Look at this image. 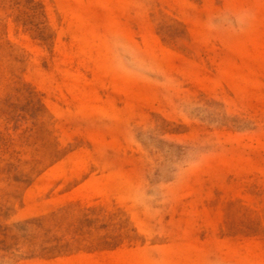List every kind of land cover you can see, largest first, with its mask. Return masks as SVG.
<instances>
[{
	"label": "rangeland",
	"instance_id": "374dc122",
	"mask_svg": "<svg viewBox=\"0 0 264 264\" xmlns=\"http://www.w3.org/2000/svg\"><path fill=\"white\" fill-rule=\"evenodd\" d=\"M0 264H264V0H0Z\"/></svg>",
	"mask_w": 264,
	"mask_h": 264
}]
</instances>
